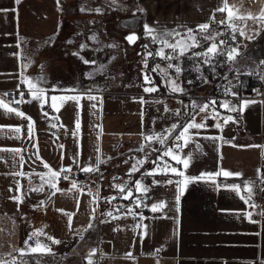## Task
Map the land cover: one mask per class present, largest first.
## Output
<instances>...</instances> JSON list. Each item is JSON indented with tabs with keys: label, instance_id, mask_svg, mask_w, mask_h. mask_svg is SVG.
Segmentation results:
<instances>
[{
	"label": "crops",
	"instance_id": "1",
	"mask_svg": "<svg viewBox=\"0 0 264 264\" xmlns=\"http://www.w3.org/2000/svg\"><path fill=\"white\" fill-rule=\"evenodd\" d=\"M95 1L97 0H60V4L57 5L56 0H21L20 4H16L15 0H0V9L7 10L0 11V100L7 103L5 94L8 91L25 92V99L31 100V103L22 104L19 110L25 112L26 116L35 122L33 139L29 140L28 120L15 115L0 114V126H7L0 131V149L24 150L21 153L24 157L22 167L19 156H14L11 151H0V259L12 254H21L16 249L25 247L28 235L42 230L61 243L53 244L46 237H40L42 242L51 248L52 253H30L25 248L26 254L49 258L76 242L83 243L85 247H89L88 249L102 252L103 255L97 264H254L256 261H264V228L261 227L264 221L260 224L251 223L244 216V212L259 211L258 208L254 210L235 193L223 187L217 189L216 185L204 181L186 184L177 205L178 192L175 181L182 177L172 173L167 176L156 174L154 177L143 175L146 170L156 167L151 161L172 143L165 145L158 141H149L145 136L163 133V139L168 140L180 129L172 132L165 130L170 129L173 124L186 123L188 113L195 114L196 122L200 123V118L205 116V113L193 110L190 105L196 99L204 97L200 105L212 100L218 103L216 105L209 103L207 118L203 121L206 128L198 130L197 139L201 149L194 151L193 162L185 175L215 173L222 168L241 173L242 177L225 178L221 175L215 178L217 184H241L242 188L244 181L255 182L260 178L264 180V171H261L264 149L233 146H264V95L242 96L239 81L236 88L233 87L234 92L240 96V101L236 105H239L241 100L255 101L244 107L241 114L220 107L219 102L230 101L221 90L215 92L216 99H205V89L194 95H178L166 86V81H155L159 91L146 93L144 87L149 85L145 83L142 88H135L132 91L120 89L116 82L111 85L110 81H95L94 77L89 78L88 74L93 72L90 64H85L79 58L83 56L73 53H79L78 50L81 48L77 23L97 20L103 15V12H93L97 4ZM131 1L139 18L131 20L134 23L138 22L137 25L123 26L124 30L129 31L126 36L137 34L135 29L137 27L144 32L146 23L158 30L183 33L191 28L197 34L198 25L203 23H209L210 31L212 30L213 15H218L221 21H227V11H217L221 0H121L118 5H129ZM227 3L230 8L235 5L232 9L234 12L239 9L237 14L251 12L257 15L264 9V0H227ZM98 4L97 7L101 6L102 10L109 7L107 0H98ZM82 7L86 10L81 11ZM139 8H143L144 12H140ZM71 23L75 25L72 26ZM223 26L227 27L226 24ZM254 28H257L259 35L252 32ZM244 30L246 36L253 35L254 38L249 40L246 36L237 34V45L244 46L246 51L251 53L252 68H257L264 60V28L249 19ZM210 43L211 41H206L199 51H204ZM81 50L80 53L84 54L83 58L87 60V54L89 55L91 51H87V47ZM168 50L165 48L166 52H169ZM192 50L180 57L179 61L172 62L181 63V68L186 70L185 73L190 70L188 67L191 57L194 58ZM155 57L158 58V63L167 62L159 56ZM59 62L62 63L61 66ZM23 64L28 66L22 68ZM21 75L33 80L43 78L44 82L40 87L48 90L47 96L75 95L62 92L60 89L75 88L81 93L91 90L92 95L102 98V103L99 99L89 101L85 97L80 100L78 109L73 101L61 104L57 100L58 112L49 108L47 103L44 104L42 111L40 105L32 100L27 85L20 84ZM183 79L178 81L183 89L193 85L198 87L203 82L194 81L196 78H191L189 73ZM208 80L211 84L216 82L210 76ZM189 81L192 83H188ZM155 97L171 101L181 100L189 107L185 109L180 107L183 110L179 111L180 115L171 113L169 119L165 113L167 119L159 126L153 122L158 114L155 112L157 109ZM141 98L146 103L141 104ZM92 104H96V108H92ZM2 111L0 110V113ZM78 111L80 129L79 135L74 137L72 133L76 131L75 119ZM43 112H48L49 117L46 118ZM229 115L238 119L236 122L229 121L224 124L223 118ZM57 116L59 120L53 119ZM217 122L221 124L222 131L215 127ZM52 124H56V127L53 128ZM17 126L21 127L20 139H17V134L10 130ZM204 137L222 139L213 142ZM34 142L38 143V151L33 147ZM61 144L64 146L63 149L59 147ZM97 147L100 149L99 152L96 151ZM141 147L143 151L138 150ZM154 148L160 151H153ZM190 148L194 149V145L190 144L184 148L183 154H188ZM78 150L80 167L95 168L98 161H102L98 168L107 172L109 176L107 180L110 183L116 181L118 183L114 184L116 187L127 185L125 192L131 188L132 198L123 199L119 187L117 192L101 193L95 183H90L87 187L81 188L82 191L71 187L66 189L67 194L57 192L52 197L51 204H46L43 209H34L33 205L41 200L47 201V193L51 190L45 185L44 192H30L17 211V204L10 199L18 194L15 191L16 182L19 181L25 190L29 185V179L33 184H40V177L36 173L48 172L42 161L52 170L71 167L72 172L85 173L73 164V157ZM164 158V161H168L172 166L182 168V165L170 157ZM138 161H143L137 165L139 171L130 175L132 166ZM15 172L29 175L22 177L10 174ZM153 179L159 181L171 179L174 182L154 185ZM137 180L150 188L143 203L150 206L164 201L167 206L162 211L153 213L150 207H143V204L140 208L134 207L133 200L142 194V191L137 192L134 188ZM57 187L62 189L58 183ZM254 193L255 186L253 195ZM125 207H133L134 211L142 212L146 219L141 221L139 217L134 218L130 214L125 216ZM93 208L95 213L92 211ZM57 209L74 213L70 227L67 223L68 218ZM109 211L119 218L113 219L102 215ZM93 215L95 219L92 218ZM141 223L147 225V235H142L143 229L133 231L134 226ZM129 252L134 260L127 258L126 254Z\"/></svg>",
	"mask_w": 264,
	"mask_h": 264
},
{
	"label": "snow or ice",
	"instance_id": "2",
	"mask_svg": "<svg viewBox=\"0 0 264 264\" xmlns=\"http://www.w3.org/2000/svg\"><path fill=\"white\" fill-rule=\"evenodd\" d=\"M57 5L60 4V0H56ZM119 0H110V3L112 5L118 4ZM16 4H20L21 0H15ZM235 8V5L232 6V8L229 7L227 0H221L220 4L217 7V11H227V21H221V24H226L228 28L231 29V39L233 43L236 40L237 34L240 36H246L245 33V27H247V20L251 19L254 24H259L264 28V9H262L259 14L254 15L251 12L243 13V14H237L239 13V9H236V12H234L232 9ZM62 10V9H60ZM81 11H85V8H81ZM140 12H144L143 8L138 9ZM0 11H7L6 9H0ZM93 11L95 12H101V9H94ZM135 15V13H134ZM243 25V26H241ZM196 31L201 33V38L205 41H211V43L207 46V48L202 51V52H196L193 53L194 57H202V63L209 65L213 70H215L216 63H213L214 61L219 62V58L223 57L224 62L228 64H234L237 61V57L241 55L239 51V45L232 46V44H229V41L227 39H219L217 40L218 36L223 35L222 33L219 32H212L210 31V24L209 23H203L198 25ZM144 32L145 35L148 36L153 44H159L162 45V47L159 48V50L153 54L152 52H147V56H159L162 60L167 61V69H172L174 70L175 77L172 75L168 74L167 71L165 70L164 72H160V65H155L153 68V71H157L158 74L164 75L166 79V86L170 88L172 92H179L181 94H185V90L181 87L180 83L178 82L179 76L182 74L183 69L181 68L179 63L173 64L172 61H179L180 57L187 55L188 52L191 51L194 47H201V40L197 39V35L195 34L194 30L189 28L187 29L186 33L181 34L176 31H167V30H158L147 23L144 25ZM206 35H203L205 34ZM255 35H259V31L255 32ZM179 37V39H178ZM135 33H132L128 36L125 37V39L129 43H134L137 39H139ZM247 39L251 40L253 39V35H247ZM93 40L96 39L95 36L92 37ZM51 42V41H49ZM71 43V41H69ZM112 47H116V45H111ZM81 49L85 48L86 45H80ZM143 47L147 50L148 44L143 45ZM165 48L170 49V52H166ZM73 55L79 56V53H73ZM147 56L144 61V67L147 68ZM82 59V61L85 64L92 63L94 64L95 61H90L86 60L83 57H79ZM27 59V58H25ZM31 61H28V64H30ZM261 65H264V60H262ZM28 64H23L21 65L22 68H26ZM194 68L196 71H201L199 64L194 65ZM235 74L239 76L241 73L239 72V69H235ZM251 74V73H250ZM95 75V73H89L88 76L89 78H92ZM202 75V73H201ZM259 76L261 79H264V72L259 73ZM227 79V77H225ZM43 78H37L33 80L32 78H29L26 75H21L20 78V84H26L27 85V91L31 95L32 100H35L39 105L41 110L43 111L44 104H48L49 108L53 109L54 111L58 112L59 111V105L56 103L57 100L63 104L66 101H73L77 108H80V100L83 98H87L89 101H94L98 100L100 103H102V98H98L95 95L91 94V90H88L86 93H81L79 90L75 88L71 89H60V91L65 92V93H75V95H64V96H47V89H44L40 87V84L43 83ZM204 82H207V79L204 78ZM144 83L145 85H149L147 87H144V91L146 93H154L158 92L159 88L156 85L155 81L152 79L150 75L147 73L144 74ZM188 83H192V81H189ZM231 83V82H229ZM230 89L225 90V95L229 94ZM259 91V90H257ZM231 95L233 96H238V93L232 92ZM156 103H161V101L157 100L155 101ZM24 103H31V100H26L25 99V92L21 91L19 93V98H13L12 100L8 101L7 103L4 102L3 100H0V110H3L2 113L4 115H15L18 118L26 119L29 121L27 124V138L29 140L33 139V127H34V121L31 120V117H27L25 112L19 110L18 107L15 106H10V105H21ZM140 103L144 104L146 101L141 98ZM183 103V102H181ZM211 105H216L218 102L216 100H212L209 102ZM209 103H205L203 105H198L194 101L190 105V107L193 110H198L199 112L205 113V116H202L201 122L197 123L196 122V115L193 113H188V121L182 125L180 124H173L170 129H166V132H172L173 130L179 128L180 130L175 134L170 137L172 143L171 145H167V141L163 139L164 134H155L153 133L152 135H146L145 139L149 141H158L161 142L162 144L167 145L165 149L160 152V155L156 157L155 160H152L151 162L156 165L155 168L151 170H146L143 175L145 176H155L156 174H162L164 176H167L169 173H172L176 176L182 177V179L176 180V186H177V192L178 195L176 196V203L177 205L179 204L180 196L183 194L185 188L184 186L188 183H195L197 181H204V182H211L212 184L216 185L217 189L223 187L226 190H229L236 195L240 197L241 200L244 201V203L252 208V209H257L259 206L253 202V188L255 186V182L253 181H244L243 182V188L241 184H231V185H220L217 184L216 182V177L223 176L225 178H240L242 177L241 173H234L228 170L220 169L219 171L215 173H201L199 176H191V175H185L186 170L190 167L191 163L193 162V155L194 151H199L201 149V145L198 142L197 137H199V131L200 129L206 128V124L203 122L207 118V109L209 107ZM249 103H255V101H244L241 100L239 105L232 104L231 101H221L219 102L220 107L227 109L229 112H240L241 114L243 113L244 107H246ZM92 108H96V104L91 105ZM189 107V106H185ZM167 107H165V111H167ZM43 115L48 118L49 113L48 112H43ZM176 115H180L179 111L176 112ZM218 116L219 113H216ZM80 113L79 111L77 112V117L75 119V129L72 134L74 137H77L79 135V129H80ZM53 119L59 120V117H53ZM238 118L233 117L231 115L226 116L223 118L224 124H227L229 121L236 122ZM4 127L7 126H0V131H3ZM52 127L55 128L56 124H52ZM99 127V126H97ZM215 127L218 129H221L222 131V126L219 122L216 123ZM11 131L15 132L17 134L16 138L20 139L22 138L19 134L21 133V127L17 126L14 128H10ZM196 130V131H192ZM205 139H211L213 142H216L218 140H221L222 137H204ZM99 139V137L97 138ZM224 143H229L228 141H224ZM190 144L194 145V149H189L188 154L184 155L183 154V149L188 147ZM234 147H261L264 149V146H256V145H248V146H237L233 145ZM33 147L37 148L38 151V143L34 142ZM61 149H63V144L59 145ZM139 151H143V147L138 149ZM0 151H11L14 156H19L20 158V163L21 167L23 166L24 163V157L21 155L22 149H0ZM96 151L99 152L100 149L99 147L96 148ZM153 151H160L159 149H153ZM79 155L80 151L78 150L77 153L73 157V164L77 165L80 171L89 173L93 171H98V164L102 161H98L96 167L94 168L93 166H87V167H80L79 166ZM61 157L63 158V153H61ZM164 157H170L172 160H175V162L179 165H182V168H177L172 166L168 161H164ZM39 159V157H38ZM110 159V158H109ZM161 161H163V165H161ZM44 163V167L48 169L47 173H36L40 177V184H33L31 182V179H29V185L27 189L25 190L24 186L20 184L19 181L16 182V189L15 191L18 193L17 195H14L10 197L12 201H14L17 204V211H19V205L22 204L25 200V198L28 196L30 192H44L45 190V185L47 186L49 191L47 193V201L41 200L38 204L33 205L34 209H43L46 204H51L52 202V197L57 193L60 192L61 194H67V190L60 189L57 187L58 180L61 176V173H65L63 176V179L68 180L69 175L71 174L73 169L71 167L64 168L62 167L60 170H52L50 166ZM143 161H138L137 164H134L132 166L131 173L139 171L138 164H142ZM12 175H17V176H28V173L24 172H15V173H10ZM47 177V179H45ZM174 181L171 179H167L164 181H159L153 179V184L154 185H159L161 183L164 184H171ZM264 182V180H262ZM71 187L72 189H76L77 191H82V189L78 186L77 182L73 179L71 181ZM119 187L120 192L123 194L122 198L123 199H131L133 196V190L131 188H128L127 192H125V188H127V185H122V186H117ZM134 188L137 192H141L142 194L135 198L133 200V205L135 208H140L141 205L143 204V207L149 208L153 213H156L158 211H162L166 206V202L160 201L153 203L152 205H148L143 203L144 199L147 197V193L150 191L149 186L142 185L141 181L137 180L134 183ZM264 190V189H262ZM9 191H12V189H9ZM115 197H113L114 199ZM79 207V201L77 200V208ZM58 212L62 213L64 216H66L67 223L69 224V227L71 226V221L74 216V213H68L65 212L63 209H57ZM93 213H95V208H93ZM117 211H119V208H117ZM177 211H179L177 207ZM125 216L126 215H132L134 218L139 217L141 221L146 219L142 212L134 211L133 207H125L124 211ZM102 215L110 216L113 219H117L119 217L113 216V213L111 211L107 213H102ZM257 216L259 219L253 220V216ZM245 218L249 220L251 223H257L260 224L261 221H264V208H260L259 211H246L244 212ZM95 219V216L93 215L92 217ZM104 222V221H101ZM89 227L91 228L92 225L90 224ZM261 227L264 228V224H261ZM137 229H143L142 235H147V225L144 224H137L134 226L133 231H136ZM116 230H121V229H116ZM259 235V232L257 233ZM40 237H46L47 240L51 241L53 244H59L61 241L56 240L53 236L48 235L47 233L43 232L40 230L39 232H32L28 235L27 239L25 240V247L16 249V251H19L21 255L25 253V248L28 250L30 253H52L51 248L42 242ZM83 239V237H81ZM29 241H32L33 243L30 244ZM160 250L158 249L157 252ZM97 254L96 249H92L91 252L89 253L88 256V264H96V262L92 259L93 256ZM127 258L129 259H135L132 254L129 252L126 254ZM0 264H9L8 261H5L3 259H0ZM11 264H15V260L11 262ZM24 264H27V262H24ZM37 264L39 262L37 261ZM261 264H264V261H261Z\"/></svg>",
	"mask_w": 264,
	"mask_h": 264
},
{
	"label": "rangeland",
	"instance_id": "3",
	"mask_svg": "<svg viewBox=\"0 0 264 264\" xmlns=\"http://www.w3.org/2000/svg\"><path fill=\"white\" fill-rule=\"evenodd\" d=\"M107 1L109 3V7L106 9L103 8V10L101 9V6L97 7L99 5L98 0L95 1V3H97L98 5L95 4L94 9H101V12H103V15L98 17L97 20L77 23L78 33H79V38H78L79 47L83 43L85 44V42H88V44L85 45L87 47V51L89 50L91 52L89 53V55L87 54L88 57L87 60L95 61L94 64L89 63L91 66L90 68L93 71L92 73H95V75L93 76L94 80L110 81L111 85L113 84V82H116V84L118 85V87H120V89H130L133 91V89L135 88L140 89L144 86L145 73L150 75L154 81H166L164 75L158 74L157 71H153L155 65H160V70H159L160 72H164L166 70L168 74L175 77L174 70L166 68L167 62L152 64V60L154 56H147V52H152L153 54H155L159 50V48L162 47V45L153 44L150 38L146 36L144 32H141L139 27L135 28L137 34L140 37L139 40L135 43H131V45H129V42L126 41L125 37L129 31L124 30L123 26H127L128 24L137 25L138 22L134 23L131 20L132 18H136V19L139 18L137 10L135 9V6H133L132 1L130 2L129 5H118V4L112 5L110 3V0ZM120 1L118 3H120ZM134 13L136 14L134 15ZM71 25L74 26L75 24L71 23ZM211 26H212L211 28L212 32H219L223 34L221 36H218L217 40L227 39L229 41V44H232V46L237 45L238 38L236 37L234 43L231 39V29H228L227 27L224 26L222 27H216L213 25ZM256 31H258L257 28H254L252 30L253 33H255ZM179 33L184 34L183 32H179ZM196 35H197V39L201 40L202 46L194 47L192 53L202 52L199 51V49L202 48L204 43L206 42L201 38L202 35L201 33H197ZM203 35H206V33ZM93 36L96 37L95 40L92 39ZM145 44H148L147 50L143 47V45ZM111 45H116V47H112ZM167 50L168 49L166 48V51ZM78 51H79V56L84 57V54L82 55L80 53V51H82L81 48H79ZM168 51L170 52V49ZM239 51L241 55L237 57V61L234 64L225 63L223 57L219 58V62L214 61L213 63H216L215 70H213L209 65L203 64L201 62L203 59L202 57H194V58L191 57L189 63L190 67H188V69H190L188 70L189 72L185 73L186 70L183 69L182 74L179 76L178 81H182V79L186 77L187 73H189L191 78H196L194 79V81H203V82L198 87L196 85H193V87L185 88L184 89L185 94H181L179 92L176 93H178V95L187 96L190 94L193 95L197 94L198 92L205 89L206 90V93L204 95L206 96L205 99H209V98L216 99L215 95L217 94L215 92L220 90L222 91L223 88H225L226 86L236 88L243 75L246 74L250 75V73L253 74L256 72L257 68L260 67L258 66L257 68H252L251 59H253V57L250 52L246 51V48H244V46H240ZM146 56H147V64H148L147 68L144 67V61ZM59 63L61 66L62 63L61 62ZM179 64L181 66V63ZM196 64H199L201 71L198 72L195 70L194 65ZM235 69H239V72L241 73L239 76L235 74L234 71ZM209 76L213 80L215 79L216 82L211 84L208 80ZM225 77H227V79H225ZM204 78L207 79L206 83L204 82ZM117 81L119 82L117 83ZM133 83L135 84V86H133ZM155 98L161 101V103H155V105H157L156 106L157 109L155 112L156 114L157 113L158 114L153 121L159 126L163 125V123L167 119L166 117H168L171 113H174L176 115V111H183L181 110L180 107H182V109L184 107L185 109L186 106L185 102L181 100L171 101L160 97H155ZM203 101H204V97H201L198 100L196 99L195 103L200 105L201 103H203ZM181 102H183L184 104H182ZM165 107H167L168 109L167 111H165ZM165 113H167L166 117H165L166 115ZM150 117L152 118V116ZM166 141L167 144L172 142L170 138ZM108 178L109 176L107 175V172L101 171L98 175L95 176V178L91 183H95V186L101 190L100 191L101 193L105 191L117 192L118 188L115 185L118 183L116 181L110 183L107 180ZM109 184L111 185L115 184V185L109 186ZM88 248L89 247H85L83 243L76 244V242H74V244H71L62 250H59L60 252L57 255L50 256L49 258H44V257L38 258L35 256H30L26 253H24L23 255L18 253V254H12L3 260L8 261L9 264H11L13 260H15V264H24V262H27V264H37V261L39 262V264H83V261L85 264H88L87 258L92 250ZM100 253L102 252L97 250V254L92 257V259L96 262V264L99 261L97 255H100Z\"/></svg>",
	"mask_w": 264,
	"mask_h": 264
},
{
	"label": "built area",
	"instance_id": "4",
	"mask_svg": "<svg viewBox=\"0 0 264 264\" xmlns=\"http://www.w3.org/2000/svg\"><path fill=\"white\" fill-rule=\"evenodd\" d=\"M220 22H221L220 17L218 15H213L212 20H211V25L216 26V27H222L223 24H221ZM261 72H264V65H261L259 68H257L255 73L250 74V75H258L259 76V73H261ZM226 89H230L229 94H227V95H225ZM257 90H259V91H257ZM20 92H21V90L8 91L5 94L6 101L8 102V101L12 100L13 98H19ZM232 92H234V90L230 86H226L222 90L223 95L228 97L232 104H236L237 102L240 101V96H239V94H238V96H233V95H231ZM263 95H264V79H261V83L258 86H256L253 90V96L263 97ZM21 105H11V106H15V107H18L20 109ZM101 171H102L101 168H99L98 171H93V172H89V173L72 172L71 174H68L69 175L68 180L63 179V176L65 175V173H61V176L58 180V184H59V186H61L62 189L66 190V189L71 188V181L74 179L80 188H85L93 181L95 176L98 175ZM261 171L262 172L264 171V158L262 159ZM262 180L263 179L260 178L257 181H255V193L253 195V200H254L255 204H257L259 206L258 209L264 207V190H262V189H264V182H262ZM252 219L257 220L259 218L254 215L252 217ZM102 255L103 254L100 253V255H97V256H98V258H100ZM254 264H261V261H256V262H254Z\"/></svg>",
	"mask_w": 264,
	"mask_h": 264
},
{
	"label": "trees",
	"instance_id": "5",
	"mask_svg": "<svg viewBox=\"0 0 264 264\" xmlns=\"http://www.w3.org/2000/svg\"><path fill=\"white\" fill-rule=\"evenodd\" d=\"M159 62L157 57H153L152 64ZM154 66V65H153ZM225 71V70H224ZM261 83V78L258 75H243L240 79V92L244 97H252L253 90Z\"/></svg>",
	"mask_w": 264,
	"mask_h": 264
},
{
	"label": "water",
	"instance_id": "6",
	"mask_svg": "<svg viewBox=\"0 0 264 264\" xmlns=\"http://www.w3.org/2000/svg\"><path fill=\"white\" fill-rule=\"evenodd\" d=\"M130 35V34H129ZM137 35V34H136ZM138 36V35H137ZM139 39H137L135 42H137Z\"/></svg>",
	"mask_w": 264,
	"mask_h": 264
}]
</instances>
